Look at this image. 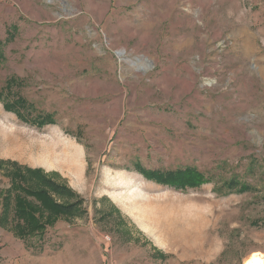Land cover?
Segmentation results:
<instances>
[{"label":"rangeland","instance_id":"rangeland-1","mask_svg":"<svg viewBox=\"0 0 264 264\" xmlns=\"http://www.w3.org/2000/svg\"><path fill=\"white\" fill-rule=\"evenodd\" d=\"M0 45V201L14 163L85 211L25 241L0 225V264L264 254V0H0ZM19 96L32 112L6 107ZM63 143L80 152L77 175L41 165ZM192 167L196 187L145 174ZM232 177L255 191L230 192Z\"/></svg>","mask_w":264,"mask_h":264},{"label":"trees","instance_id":"trees-1","mask_svg":"<svg viewBox=\"0 0 264 264\" xmlns=\"http://www.w3.org/2000/svg\"><path fill=\"white\" fill-rule=\"evenodd\" d=\"M15 31L13 27L9 34V41L14 40ZM5 61V56L0 45V66ZM15 82V83H14ZM18 86L13 78V83H7V90ZM10 110L21 112H32L29 110L32 105L23 97H17L13 104H6ZM21 111V112H20ZM46 120V121H45ZM37 127H43L51 123L49 118L34 119L30 122ZM13 167L11 174L12 187L5 192L1 199L2 214L0 225L5 228H12L15 235L24 241L36 236H43L47 227L60 218L75 217L84 213L83 200L67 185L57 182L40 170L23 168L14 163H8ZM5 163L0 162V168ZM145 174L153 178H162V182L171 186L196 187L204 182V175L198 172L196 167L186 168L173 172L159 171L158 173ZM227 190L239 194L254 192L255 188L232 177L225 183ZM13 192V194H11Z\"/></svg>","mask_w":264,"mask_h":264},{"label":"bare ground","instance_id":"bare-ground-1","mask_svg":"<svg viewBox=\"0 0 264 264\" xmlns=\"http://www.w3.org/2000/svg\"><path fill=\"white\" fill-rule=\"evenodd\" d=\"M60 149L61 150H59V148L54 149L55 151H52V153L51 151H48L51 154L48 153L49 156H46L45 163L41 165L47 169L50 167L51 168L56 167L59 168V170H63L70 174L77 175V173L80 170V163H81L79 150L74 146H72L71 144H67V143H63ZM244 264H264V254L260 252H254L245 260Z\"/></svg>","mask_w":264,"mask_h":264},{"label":"built area","instance_id":"built-area-1","mask_svg":"<svg viewBox=\"0 0 264 264\" xmlns=\"http://www.w3.org/2000/svg\"><path fill=\"white\" fill-rule=\"evenodd\" d=\"M106 240L109 241V242L111 241L110 237H106ZM113 264H114V263H113Z\"/></svg>","mask_w":264,"mask_h":264}]
</instances>
